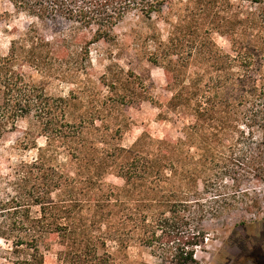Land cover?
Segmentation results:
<instances>
[{"label":"trees","instance_id":"16d2710c","mask_svg":"<svg viewBox=\"0 0 264 264\" xmlns=\"http://www.w3.org/2000/svg\"><path fill=\"white\" fill-rule=\"evenodd\" d=\"M11 1L39 20L59 15L95 27L99 41L125 15L151 18L170 0ZM246 1L259 8L240 12L228 2L230 11L214 28L229 36V52L210 40L185 55V46L171 39L149 56L168 80L166 110L183 124L176 141L143 134L128 149L107 152L98 144L92 152L83 126L66 122L44 85L25 72L45 73L48 42H13L0 56V129L33 117L49 145L66 140L75 171L66 175L39 157L0 195V239L36 253L24 263L42 264L41 243L54 238L64 264H110L114 247L135 246L150 249L161 264H198L210 218L240 205L261 209L257 195L241 192L247 183L264 185V0ZM209 3L218 6V0ZM107 174L123 185L102 180Z\"/></svg>","mask_w":264,"mask_h":264},{"label":"rangeland","instance_id":"374dc122","mask_svg":"<svg viewBox=\"0 0 264 264\" xmlns=\"http://www.w3.org/2000/svg\"><path fill=\"white\" fill-rule=\"evenodd\" d=\"M209 1L170 0L161 13L151 18L140 12L129 13L118 21L109 39L98 41L94 38L95 27L87 29L59 15L39 20L11 0H0V56L9 54L13 42H48L42 53L48 60L45 73L28 68L25 72L44 85L65 112L66 122L83 126L92 152H98V144L107 152L118 145L128 149L143 134L156 140L176 141L183 135V124L166 110L172 96L168 80L161 67L149 62V56L171 39L185 46V55L210 40L229 52V36L214 30L226 16L223 11H230L228 2L240 12L259 8L246 0H218L214 8ZM82 118L84 124L80 123ZM68 152L64 139L56 138L49 145L33 117L19 120L15 126H3L0 195L10 193L14 180L25 171V164L39 157L62 173L75 175ZM103 179L123 185L115 175L107 174ZM241 192L257 195L261 209L250 212L249 207L240 205L218 219L210 218L205 223L206 246L197 250L198 264H264V185L247 183ZM61 250L51 238L41 243L37 259L42 264H64L59 258ZM34 255L33 250H15L11 243L0 239V264H26L24 260ZM112 255L110 264H161L150 249L140 246L127 251L114 247Z\"/></svg>","mask_w":264,"mask_h":264}]
</instances>
